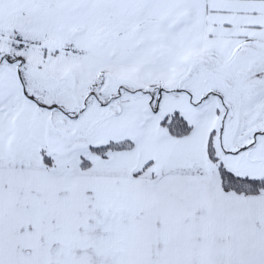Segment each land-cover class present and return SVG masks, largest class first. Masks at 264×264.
<instances>
[{"label":"snow or ice","instance_id":"snow-or-ice-1","mask_svg":"<svg viewBox=\"0 0 264 264\" xmlns=\"http://www.w3.org/2000/svg\"><path fill=\"white\" fill-rule=\"evenodd\" d=\"M0 264H264V0H0Z\"/></svg>","mask_w":264,"mask_h":264}]
</instances>
